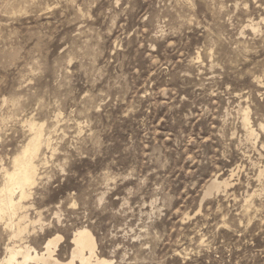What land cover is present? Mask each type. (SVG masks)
Here are the masks:
<instances>
[{"label": "rangeland", "instance_id": "obj_1", "mask_svg": "<svg viewBox=\"0 0 264 264\" xmlns=\"http://www.w3.org/2000/svg\"><path fill=\"white\" fill-rule=\"evenodd\" d=\"M28 121L40 221L0 258L86 227L113 264H264V0H0V186Z\"/></svg>", "mask_w": 264, "mask_h": 264}, {"label": "bare ground", "instance_id": "obj_2", "mask_svg": "<svg viewBox=\"0 0 264 264\" xmlns=\"http://www.w3.org/2000/svg\"><path fill=\"white\" fill-rule=\"evenodd\" d=\"M242 119L243 127L246 133H248L247 135L251 137L254 129L249 124L246 112ZM26 125L28 126L30 135L22 145L20 151L12 158L11 169H3V179L0 186V222L3 221L4 227L10 230V235L17 238L25 235L24 233L27 232L29 225L40 221L39 217L35 221L28 219L26 209L29 205L26 204V200L38 179V165L42 162V159L40 160L39 157L42 148L49 147V139L43 134L42 123L28 121ZM259 176L264 177V167L260 169ZM221 184L224 187L228 185L226 181L221 182L217 178L213 179L207 185L204 191V197L212 195L213 191L219 192ZM60 240L61 236L59 235L48 237L40 251H37L28 244H14L15 246L6 248L5 255L0 258V264L114 263L113 259H107L96 253V240L92 232L86 227L74 230L71 238L72 248L66 261H61L55 253Z\"/></svg>", "mask_w": 264, "mask_h": 264}]
</instances>
